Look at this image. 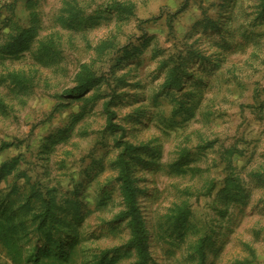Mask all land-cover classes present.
<instances>
[{
	"label": "rangeland",
	"instance_id": "rangeland-1",
	"mask_svg": "<svg viewBox=\"0 0 264 264\" xmlns=\"http://www.w3.org/2000/svg\"><path fill=\"white\" fill-rule=\"evenodd\" d=\"M126 184L148 264H264V0H0V264H138Z\"/></svg>",
	"mask_w": 264,
	"mask_h": 264
},
{
	"label": "trees",
	"instance_id": "trees-1",
	"mask_svg": "<svg viewBox=\"0 0 264 264\" xmlns=\"http://www.w3.org/2000/svg\"><path fill=\"white\" fill-rule=\"evenodd\" d=\"M119 9V8H117ZM30 35V33H27ZM25 38V36L23 37ZM21 38L17 37L14 38L13 41L9 44L10 49H15L20 46V40ZM83 72L78 77V84L74 87L66 90L64 93L67 97H72L73 95L82 92L84 89H86L89 85L93 83V81H96V78H93L91 76L90 71L87 69L86 66H83ZM177 82L176 77H172L171 83L175 84ZM140 192V191H139ZM124 193L129 201H131L130 208L123 214L124 217L127 215H130V221L129 225L131 227L132 232V238L129 241V245L133 246L137 251L138 256V264H148V259L150 258L149 253L146 248V239L145 234L143 232V226L142 223L138 217L137 209L135 208L134 200H137L138 192H134V189L129 186V184H126L124 186ZM138 201V200H137ZM50 214L48 215V217ZM52 216V215H51ZM237 264H242L241 262H238Z\"/></svg>",
	"mask_w": 264,
	"mask_h": 264
}]
</instances>
